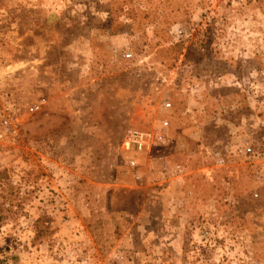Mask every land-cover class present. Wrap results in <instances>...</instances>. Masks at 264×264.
<instances>
[{
  "label": "rangeland",
  "instance_id": "obj_1",
  "mask_svg": "<svg viewBox=\"0 0 264 264\" xmlns=\"http://www.w3.org/2000/svg\"><path fill=\"white\" fill-rule=\"evenodd\" d=\"M0 264H264V0H0Z\"/></svg>",
  "mask_w": 264,
  "mask_h": 264
},
{
  "label": "built area",
  "instance_id": "obj_2",
  "mask_svg": "<svg viewBox=\"0 0 264 264\" xmlns=\"http://www.w3.org/2000/svg\"><path fill=\"white\" fill-rule=\"evenodd\" d=\"M131 53L126 52L124 54L125 57H130ZM165 107H170V103L166 102ZM31 109H34L31 108ZM7 120L5 119L3 121V124H6ZM169 126V118L164 116L159 121V127L157 131H149V130H143V129H137V128H131L127 131L124 141H123V147L126 151L131 153H138L150 150L154 143L160 142L164 140V133L162 129H165ZM251 147H246L245 152H251ZM165 164H167V161H164ZM176 168H179L180 165H175Z\"/></svg>",
  "mask_w": 264,
  "mask_h": 264
}]
</instances>
